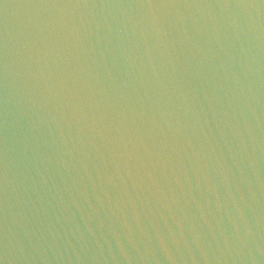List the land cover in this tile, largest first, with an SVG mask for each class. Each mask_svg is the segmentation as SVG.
<instances>
[{
  "label": "water",
  "instance_id": "1",
  "mask_svg": "<svg viewBox=\"0 0 264 264\" xmlns=\"http://www.w3.org/2000/svg\"><path fill=\"white\" fill-rule=\"evenodd\" d=\"M0 264H264V0H0Z\"/></svg>",
  "mask_w": 264,
  "mask_h": 264
}]
</instances>
